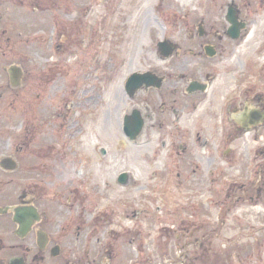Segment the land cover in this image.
<instances>
[{
  "label": "rangeland",
  "instance_id": "1",
  "mask_svg": "<svg viewBox=\"0 0 264 264\" xmlns=\"http://www.w3.org/2000/svg\"><path fill=\"white\" fill-rule=\"evenodd\" d=\"M21 1L23 5L13 3L3 14L0 30L12 39L0 51L6 55L4 66L23 73L15 87L21 95L15 132L27 124L38 134L44 132L45 145L64 138L65 168L74 174L67 180L59 172L53 179L65 187H93L103 213L107 207L118 210L114 224L106 219L103 231L119 234V248L137 231L135 221H156L157 230L147 228L150 237H140L129 247V262L264 264V127L248 131L234 156L224 154L227 143L215 141L213 171L206 162L210 150L191 147L192 159L202 164L195 169L178 165L176 153L162 147L158 137L143 132L134 143L123 131V117L135 110L143 114L147 99L143 92L128 97L129 77L148 66L172 67L173 89L187 86L181 76L202 77L215 62L199 54L198 39L188 40V27L224 21L227 4L220 5L232 0H222L213 9L210 0ZM238 2L242 7L252 4V28L221 64L232 84L238 72L253 70L256 77L248 81H256L264 100V0ZM56 4L57 12L52 10ZM168 40L180 47L179 57L161 60L159 44ZM1 85L9 86V75L2 73ZM33 102L38 103V124L31 121ZM1 104L6 106L7 100ZM123 173L130 175V183L122 186L117 179ZM129 228L133 232L128 235ZM160 230L162 236L153 242Z\"/></svg>",
  "mask_w": 264,
  "mask_h": 264
},
{
  "label": "flooded vegetation",
  "instance_id": "2",
  "mask_svg": "<svg viewBox=\"0 0 264 264\" xmlns=\"http://www.w3.org/2000/svg\"><path fill=\"white\" fill-rule=\"evenodd\" d=\"M221 1L210 0V8H216L215 4ZM17 2L23 5L21 0H0V30L4 22L3 14H7L9 6ZM225 4L227 11L224 21L211 20L194 23L193 29L188 27V40L196 43L191 37L198 39L202 50L199 54L215 62L211 70L199 78L181 76V80H187V86L173 89L170 81L175 78L176 72L172 67L162 70L160 66H148L143 72L145 84L134 93L136 96L143 92L147 98L144 113L140 112L144 119L140 136L144 132L150 138L155 136L162 140V147H171L172 153H176L178 165L183 162L184 165L201 169L200 160L192 159L194 151L191 148L199 147L204 152L210 150L206 162L213 171L211 162H215L212 154L215 141L227 143L224 154L234 156L233 153L236 148H240V142L248 131L264 127L262 94L255 89L256 81H248L256 74L253 70H241L237 73L234 85L225 77L221 64L236 50V45L247 40L252 28L248 14L253 6L250 3L242 7L238 0L221 3L220 6ZM59 7L62 9L63 1ZM59 7L56 4L52 10L57 12ZM210 8L209 14L212 12ZM231 13L238 22L237 30L229 22ZM4 31L0 32V51L4 42L11 44L12 41L10 37L4 38ZM18 43L22 45L23 41ZM167 43L166 48L163 47L166 50L159 48L161 60L179 57L180 47L169 40ZM168 48L171 49L169 54ZM191 53L197 56L196 51ZM3 55H0V77L2 73L9 75V86H0V264H133L129 262V247L140 237H150L147 228L154 227L157 230L156 221H135L133 227L137 231L133 232L129 228L128 235L133 233L128 236L126 245L119 248V234L114 229L110 233L103 231L106 219L114 224L118 210L107 207L103 213L100 208L102 199L95 197L93 187L89 188L86 184H80L78 188L65 187L53 179L56 173L65 176L68 172L65 168L64 138L57 140L55 145H45L42 140L44 132L38 134L35 126L29 128L27 124L24 128L22 124L20 131L15 132L18 126L15 122L17 104L21 100L15 87L22 83L23 73L19 85L14 86L10 68L3 64L6 58ZM126 94L130 99L135 97L134 94ZM5 100L8 104L3 106L1 101ZM31 107V121L38 124V103L33 102ZM245 111L249 115L248 120L243 121L241 114ZM247 122L249 127L246 126ZM218 126L220 133L217 134L215 127ZM189 140L193 145L187 143ZM98 152L102 156L101 149ZM65 178L68 180L67 176ZM56 183L60 184L57 190ZM156 211L161 213V207ZM143 225L146 231H142ZM161 230L157 237H153V242L162 236Z\"/></svg>",
  "mask_w": 264,
  "mask_h": 264
},
{
  "label": "water",
  "instance_id": "3",
  "mask_svg": "<svg viewBox=\"0 0 264 264\" xmlns=\"http://www.w3.org/2000/svg\"><path fill=\"white\" fill-rule=\"evenodd\" d=\"M229 22L232 24L233 29L237 30L238 27V22L235 21V19L232 17V13L229 15ZM168 44L166 43H160V48H166L165 45ZM162 50H166V49ZM171 52V49L168 48L167 53L169 54ZM21 76V73L16 70L12 69L11 70V78L13 81L14 85L18 84L19 78ZM145 75L144 74H139V73H134L129 79L126 84V89L129 94H134L138 89H140L145 82ZM248 112L245 111L244 113L241 114V118L243 120H248ZM246 126H248V122L246 123ZM144 127V120L141 116L140 111L135 110L132 114L126 116L125 118V134L134 142H137L138 137L140 136L142 132V128ZM119 182L122 184H126L128 182V175L127 174H122L120 176Z\"/></svg>",
  "mask_w": 264,
  "mask_h": 264
},
{
  "label": "bare ground",
  "instance_id": "4",
  "mask_svg": "<svg viewBox=\"0 0 264 264\" xmlns=\"http://www.w3.org/2000/svg\"><path fill=\"white\" fill-rule=\"evenodd\" d=\"M131 17L134 18V16L132 14H131ZM65 176H67V177L71 176L72 177L73 176V172H71V171L67 172Z\"/></svg>",
  "mask_w": 264,
  "mask_h": 264
}]
</instances>
